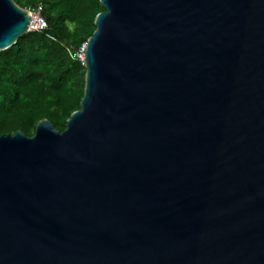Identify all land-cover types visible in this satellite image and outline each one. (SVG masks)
Instances as JSON below:
<instances>
[{
  "label": "water",
  "instance_id": "95a60500",
  "mask_svg": "<svg viewBox=\"0 0 264 264\" xmlns=\"http://www.w3.org/2000/svg\"><path fill=\"white\" fill-rule=\"evenodd\" d=\"M99 3L64 131L0 136V264H264V0Z\"/></svg>",
  "mask_w": 264,
  "mask_h": 264
},
{
  "label": "trees",
  "instance_id": "16d2710c",
  "mask_svg": "<svg viewBox=\"0 0 264 264\" xmlns=\"http://www.w3.org/2000/svg\"><path fill=\"white\" fill-rule=\"evenodd\" d=\"M22 9L41 6L45 32H29L0 53V136L34 135L48 120L62 133L79 110L85 68L76 55L92 36L99 0H14Z\"/></svg>",
  "mask_w": 264,
  "mask_h": 264
},
{
  "label": "built area",
  "instance_id": "2783aa9c",
  "mask_svg": "<svg viewBox=\"0 0 264 264\" xmlns=\"http://www.w3.org/2000/svg\"><path fill=\"white\" fill-rule=\"evenodd\" d=\"M31 15V25L29 32H40L43 33L47 29V24L43 16L41 15V6L35 8L27 9ZM86 44H83L76 55H72L73 59L79 60L81 63L84 60Z\"/></svg>",
  "mask_w": 264,
  "mask_h": 264
}]
</instances>
